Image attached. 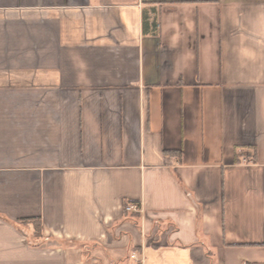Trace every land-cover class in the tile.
<instances>
[{
  "label": "crops",
  "instance_id": "0c3cea01",
  "mask_svg": "<svg viewBox=\"0 0 264 264\" xmlns=\"http://www.w3.org/2000/svg\"><path fill=\"white\" fill-rule=\"evenodd\" d=\"M0 264H264V0H0Z\"/></svg>",
  "mask_w": 264,
  "mask_h": 264
},
{
  "label": "built area",
  "instance_id": "2783aa9c",
  "mask_svg": "<svg viewBox=\"0 0 264 264\" xmlns=\"http://www.w3.org/2000/svg\"><path fill=\"white\" fill-rule=\"evenodd\" d=\"M123 211L130 213H138L141 211L140 205L137 202H126L123 204Z\"/></svg>",
  "mask_w": 264,
  "mask_h": 264
},
{
  "label": "trees",
  "instance_id": "16d2710c",
  "mask_svg": "<svg viewBox=\"0 0 264 264\" xmlns=\"http://www.w3.org/2000/svg\"><path fill=\"white\" fill-rule=\"evenodd\" d=\"M28 220L30 221H35V235L36 236H39V234H40V222H39V220H37V219H29L28 218Z\"/></svg>",
  "mask_w": 264,
  "mask_h": 264
}]
</instances>
